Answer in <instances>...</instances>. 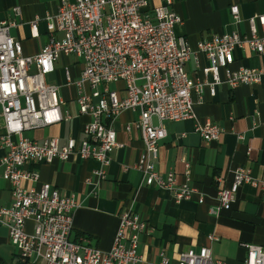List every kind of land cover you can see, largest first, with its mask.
I'll use <instances>...</instances> for the list:
<instances>
[{
  "label": "built area",
  "instance_id": "built-area-1",
  "mask_svg": "<svg viewBox=\"0 0 264 264\" xmlns=\"http://www.w3.org/2000/svg\"><path fill=\"white\" fill-rule=\"evenodd\" d=\"M158 1L59 0L56 12L44 15L48 40L34 55H24L20 41L10 35L16 21H0V148L5 150L0 167L11 194L10 204L0 206V225L7 229L9 241L22 259L30 263L42 259L44 264H141L138 237L147 224L131 209L119 213L112 245L102 251L86 238L70 239L73 212L78 206L73 194L61 196L49 183L38 188H25L21 183L38 181L35 165L67 160L72 155L95 160L98 167L94 175L104 179L110 153L121 146L113 123L120 113L130 110L137 112V118L125 130L135 127L140 131L143 150L134 167L142 172L143 183L170 192L175 202L189 200L194 194L187 183L189 163H184L182 183L172 171L161 175L155 170L158 143L166 135L164 123L193 118L192 94L201 101L205 89L214 96L218 84L231 89L241 84L264 85V67L231 68L236 49L247 46L258 55L264 54V14L247 19L246 35L236 31L214 34L191 48L184 37L174 33V26L182 19L172 7L173 0ZM13 11L17 15L18 7ZM229 12L234 23L242 20L236 4ZM38 20L35 17L30 22L34 31ZM198 53L204 54L208 64L199 68L202 76L193 81L184 63L192 57L197 65ZM61 55L81 60L76 79L67 66L63 68L64 85L76 88L78 112L89 120L79 141L71 137L59 145L58 139L51 137L38 143L23 137V132L70 118L60 110V85L46 81ZM117 82L123 84L121 95L117 87H109ZM194 130L205 143L221 134V128L210 121L196 122ZM243 183L264 190V177L255 179L249 169L237 167L230 185L217 188V205L210 212L217 214L228 208ZM202 200L200 195L198 201ZM28 220L33 223L31 232L25 230ZM243 246L246 255L242 264H264L263 246ZM159 264H168L163 253ZM177 264L225 262L214 260L209 247L203 246L196 252H181Z\"/></svg>",
  "mask_w": 264,
  "mask_h": 264
},
{
  "label": "crops",
  "instance_id": "crops-1",
  "mask_svg": "<svg viewBox=\"0 0 264 264\" xmlns=\"http://www.w3.org/2000/svg\"><path fill=\"white\" fill-rule=\"evenodd\" d=\"M151 2L159 3L158 0ZM233 4L238 6L242 19L238 23L233 22L229 12ZM58 5L59 0H0V21H16L9 33L20 41L24 55H34L45 45L48 33L43 18L46 13L56 12ZM14 7L19 9L17 15ZM172 7L182 19L174 26V33L184 37L191 48L214 34L236 31L246 35L249 33L247 19L264 14V0H173ZM35 17L39 20L34 31L30 22ZM233 56L232 69L264 67V54L258 55L247 46L234 50ZM207 64L204 54L198 53V66L190 57L184 69L195 81L202 76L199 68ZM65 66L72 78H78L81 60L74 55H61L46 81L60 85V110L70 118L55 125L26 130L31 136L25 138L41 143L56 137L59 145L71 137L77 141L83 138L82 128L89 116L78 112L76 88L64 85ZM114 85L121 95L122 82ZM192 98L194 117L164 123L166 135L158 143L155 159V170L161 175L172 171L178 183L185 181L184 163H189L187 183L194 188L189 200L175 202L170 192L143 183L142 172L134 167L143 150L140 131L135 127L125 130V126L137 118V112L130 110L120 113L113 123L121 146L110 153L104 179L94 175L98 167L95 160L72 155L67 160L55 159L35 165L38 181H23L21 185L38 188L42 183H49L61 196L74 195L78 206L73 212L70 233L73 241L83 237L94 247L108 250L118 226V215L129 208L147 224L146 231L138 237L141 264H159L160 253L167 257L168 264H177L181 252H196L203 246L209 247L214 260L242 264L245 243L264 247V190L243 183L228 208H222L217 214L210 209L217 205V188L230 185L232 172L237 167L249 169L255 179L264 177V85L241 84L231 89L226 84H218L214 96L205 89L201 101H196L195 94ZM205 121L221 128L217 140L205 143L194 130L196 122ZM153 123H157L155 118ZM1 126L0 117V132ZM4 152L0 148V156ZM2 171L0 167V206H8L10 185L3 179ZM200 195L202 202L198 201ZM32 229V221H26L25 230L31 232ZM17 263L44 264V261L30 263L22 259L10 243L7 229L0 225V264Z\"/></svg>",
  "mask_w": 264,
  "mask_h": 264
},
{
  "label": "rangeland",
  "instance_id": "rangeland-1",
  "mask_svg": "<svg viewBox=\"0 0 264 264\" xmlns=\"http://www.w3.org/2000/svg\"><path fill=\"white\" fill-rule=\"evenodd\" d=\"M109 87H110V88H114L115 85H114L113 83H111V84L109 85ZM32 133H33V132H32ZM23 135H24V137H29V136H31L30 132H27V131H24V132H23Z\"/></svg>",
  "mask_w": 264,
  "mask_h": 264
},
{
  "label": "trees",
  "instance_id": "trees-1",
  "mask_svg": "<svg viewBox=\"0 0 264 264\" xmlns=\"http://www.w3.org/2000/svg\"><path fill=\"white\" fill-rule=\"evenodd\" d=\"M25 263V262H24ZM18 264V263H17Z\"/></svg>",
  "mask_w": 264,
  "mask_h": 264
}]
</instances>
